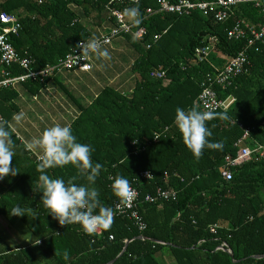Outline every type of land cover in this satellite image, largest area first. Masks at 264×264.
Returning a JSON list of instances; mask_svg holds the SVG:
<instances>
[{
    "label": "trees",
    "instance_id": "trees-1",
    "mask_svg": "<svg viewBox=\"0 0 264 264\" xmlns=\"http://www.w3.org/2000/svg\"><path fill=\"white\" fill-rule=\"evenodd\" d=\"M119 1L126 2L0 0V13L19 18L21 30L17 37L10 36V42L18 57L32 60L31 71L36 72L64 58L80 42L110 35L117 27L114 10L126 15V9L139 8L142 22L138 27L145 28L146 36L138 40L133 34H122L107 45L124 39L137 53L131 66V92L108 85L87 105L75 100L68 86L62 88L80 111L78 117L69 114L74 134L80 142L92 145L93 161L104 166L95 183L100 206L113 209L117 196L109 178L124 175L139 192L137 211L146 228L138 232L129 220L115 215L109 230L101 229L99 236L87 234L79 222L59 224L43 207L37 167L42 152L28 147L33 131L19 124L30 126L39 117L43 119L52 99V81L62 85L58 77L79 72L61 70L46 78L27 79L15 88L0 89V122H7L15 142L13 165L18 171L0 180V219L11 225L21 222L34 238L23 247L3 243L0 264H264V159L253 158L234 168L230 181L221 177L224 157L235 155L233 146L242 129L251 131V144L264 145V47L257 45L260 52L254 47L247 50L251 66L230 87L214 88L221 98L229 94L235 98L228 110L215 111L227 113L229 119L216 117L207 122L213 133L209 141L222 142V149L209 145L197 160L175 125L177 107L201 110L196 105L201 85L207 74H213L208 60L223 69L242 50L244 42L229 39L227 32L237 21L257 23V10L238 5L225 21L198 11L146 17L145 10L157 0ZM90 14L94 15L91 20ZM156 34L159 40L146 50L144 43ZM207 37L215 38L209 59L191 64L195 49ZM92 54L88 55L89 64ZM7 70L12 76L27 74L16 65ZM156 70L163 71L164 77L152 78L150 74ZM19 112L26 114L21 122L13 119ZM154 133L160 134L156 141ZM142 147L145 149L140 152ZM46 171L66 182L87 183L72 165ZM143 172H149L152 179L144 178ZM165 175L167 179L162 180ZM158 190L174 191L176 199L145 201V196L155 197ZM18 203L33 210L28 216L11 215V208ZM141 236L148 239H139Z\"/></svg>",
    "mask_w": 264,
    "mask_h": 264
},
{
    "label": "built area",
    "instance_id": "built-area-1",
    "mask_svg": "<svg viewBox=\"0 0 264 264\" xmlns=\"http://www.w3.org/2000/svg\"><path fill=\"white\" fill-rule=\"evenodd\" d=\"M140 1L141 0H126V2L119 1V3L137 4ZM238 5L252 6L257 10L260 19L257 23H241L240 21H237L227 32L229 39L241 40L244 42V45L242 50L234 58L230 59L223 69H219L208 60V64L213 70V74H207L205 76L206 80L203 81L201 85V93L196 101V105L202 111H226L230 108L232 103L235 102L234 96L230 94L224 98L219 97L214 91V88L220 87L221 90H225L226 87H230L232 81L246 73L251 66L247 50L254 47L256 51L260 52L261 50L257 45L259 44L264 47V0H178L174 3H171L168 0H157L153 7L147 8L144 12L146 17H152L162 14L163 16L166 14L183 16L198 11L205 16L212 13L216 20L225 21L230 18L233 10ZM112 14L116 17L117 27L111 31L110 35L95 39L100 47L108 45L112 39L122 34H133L138 40H142L146 36L145 28L138 27L139 24H136L132 18L117 10H114ZM20 30L21 25L17 16L0 13V65L5 67L0 70V75L2 77L0 80V89L15 88L17 84L23 83L27 79L35 80L38 76L46 78L56 72H60L61 70L88 72L91 69L88 59L89 54H85V48L90 41L87 40L88 42H80L77 47L69 51L64 58L59 59L51 66L36 72L31 71L32 60L30 58L18 57L10 42V36L17 37ZM158 35L159 34L154 35L149 41L144 43V48L146 50H150L153 45L157 43L159 40ZM214 42L215 38H204L201 42L202 45L195 49L194 59L191 64H198L204 60L207 61V58L209 59L210 52L213 49ZM14 65L25 70L27 74L12 76L7 69L12 68ZM150 76L155 79H161L164 77V72L156 70L153 71ZM262 126L264 129V123ZM240 128L242 129V126H240ZM242 130L243 134L241 138H239L233 146L236 149L235 155H226L223 160L221 177L226 182L231 180L234 168L240 167L253 158L259 160L264 159V145L251 144L249 142L251 131L249 129ZM159 137V133H154V141ZM132 145H135V142H133ZM144 149L145 147H142L140 152L144 151ZM137 152V150L136 152L133 151V155L136 156ZM38 159H41V157ZM142 176L148 180L152 179V175L149 172H143ZM166 179L167 176L165 175L162 180ZM110 180L112 182L111 188L113 189V179L110 178ZM132 188L134 189V192L127 200H122L117 197L113 210L116 216L126 218L132 223V226L138 232L142 233L144 232L146 225L137 211L139 192L134 187ZM175 199L176 193L171 190H158L155 197L150 195L145 196V201L149 203ZM213 229H215V226L211 228V231H213ZM95 234L99 236L101 231L98 230Z\"/></svg>",
    "mask_w": 264,
    "mask_h": 264
},
{
    "label": "clouds",
    "instance_id": "clouds-1",
    "mask_svg": "<svg viewBox=\"0 0 264 264\" xmlns=\"http://www.w3.org/2000/svg\"><path fill=\"white\" fill-rule=\"evenodd\" d=\"M125 12L136 24L142 22L138 7L128 8ZM91 53H95L97 58H110L111 55L107 48L101 49L95 39L91 40L85 48V54ZM25 115L24 112H19L14 114L13 119L21 122ZM216 117L230 118L227 113L201 111L198 108L186 110L183 107H177L175 110V125L181 133L186 148L197 160L204 155V149L209 145L217 149L223 147L222 142L217 141L212 144L209 141L213 133L207 122ZM6 124V121L0 122V180L18 172L13 165L16 146ZM28 147L42 152V160L37 165L41 173L39 192L42 193L41 202L47 209V214L58 220L61 225L79 222L87 234H95L98 230H109L112 227L115 212L111 207L100 206V193L95 187L97 177L104 166L93 161L92 145L80 142L71 124L55 123L46 127L39 136L29 142ZM66 165H72L78 169L81 175L86 177L87 183L66 182L64 178L51 176L46 171ZM110 178L109 181L112 183ZM112 187L114 194L122 200H127L134 192L130 180L124 175H117L113 179ZM30 209L33 210L30 207H22L18 203L11 208L10 214L28 216ZM32 214L35 217L34 211Z\"/></svg>",
    "mask_w": 264,
    "mask_h": 264
},
{
    "label": "crops",
    "instance_id": "crops-1",
    "mask_svg": "<svg viewBox=\"0 0 264 264\" xmlns=\"http://www.w3.org/2000/svg\"><path fill=\"white\" fill-rule=\"evenodd\" d=\"M105 46L103 48L109 50L110 58H97L93 53L90 62L93 68L89 72L79 71L62 74L61 77H58L61 80L59 83L66 86L58 84L55 80V82L52 81L55 84H52L53 87H51L53 92L51 97L55 101L51 103L52 99L50 100L51 104L49 103L45 112H43V119L39 117L37 122L35 124L32 122L30 126L26 122L19 124L21 127L24 126V129L32 130L33 138L39 136L46 127L55 123H61L64 120V124H69L71 122L69 114L72 117L80 115L79 109L77 106H73V100L70 96L65 95L67 91L63 90L62 87L68 86V90L74 93L72 96L76 97L75 100H81V104L85 102L87 105H92L99 96L100 91L108 85L120 92H131L134 87L131 66L137 58V53L124 39L113 40L110 46ZM224 226H227V224L224 223ZM10 228L14 230L15 237L12 235ZM0 235L2 236L0 246L6 243L13 247H23L25 245L23 243L26 241L34 240L32 233L21 222L11 225L4 219H0Z\"/></svg>",
    "mask_w": 264,
    "mask_h": 264
},
{
    "label": "rangeland",
    "instance_id": "rangeland-1",
    "mask_svg": "<svg viewBox=\"0 0 264 264\" xmlns=\"http://www.w3.org/2000/svg\"><path fill=\"white\" fill-rule=\"evenodd\" d=\"M94 17V15L93 14H90L89 15V19L91 20L92 18ZM217 61H219V60H217ZM34 122H35V120H34ZM35 124V123H34ZM10 230H11V228H10ZM11 232H12V235L15 237L16 235H15V232H14V230L12 229L11 230ZM17 233V232H16ZM0 238H2V236L0 235ZM30 242H28V241H26L25 243H23V245L25 244H29Z\"/></svg>",
    "mask_w": 264,
    "mask_h": 264
},
{
    "label": "water",
    "instance_id": "water-1",
    "mask_svg": "<svg viewBox=\"0 0 264 264\" xmlns=\"http://www.w3.org/2000/svg\"><path fill=\"white\" fill-rule=\"evenodd\" d=\"M139 239L147 240L148 238H146L145 236H141V237H139Z\"/></svg>",
    "mask_w": 264,
    "mask_h": 264
}]
</instances>
